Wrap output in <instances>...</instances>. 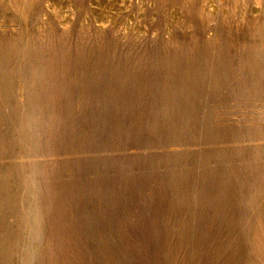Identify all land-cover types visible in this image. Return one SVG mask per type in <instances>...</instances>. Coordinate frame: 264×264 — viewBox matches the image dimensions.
<instances>
[{"label":"rangeland","instance_id":"1","mask_svg":"<svg viewBox=\"0 0 264 264\" xmlns=\"http://www.w3.org/2000/svg\"><path fill=\"white\" fill-rule=\"evenodd\" d=\"M0 264H264V0H0Z\"/></svg>","mask_w":264,"mask_h":264},{"label":"bare ground","instance_id":"2","mask_svg":"<svg viewBox=\"0 0 264 264\" xmlns=\"http://www.w3.org/2000/svg\"><path fill=\"white\" fill-rule=\"evenodd\" d=\"M214 7V6H213Z\"/></svg>","mask_w":264,"mask_h":264}]
</instances>
